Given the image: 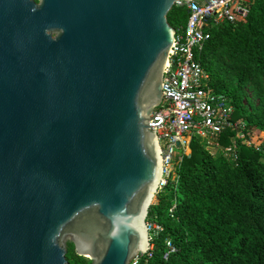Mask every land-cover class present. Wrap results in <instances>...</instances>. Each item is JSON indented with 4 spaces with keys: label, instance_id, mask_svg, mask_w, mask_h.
<instances>
[{
    "label": "water",
    "instance_id": "obj_1",
    "mask_svg": "<svg viewBox=\"0 0 264 264\" xmlns=\"http://www.w3.org/2000/svg\"><path fill=\"white\" fill-rule=\"evenodd\" d=\"M179 1L0 0V264L148 252Z\"/></svg>",
    "mask_w": 264,
    "mask_h": 264
},
{
    "label": "trees",
    "instance_id": "obj_2",
    "mask_svg": "<svg viewBox=\"0 0 264 264\" xmlns=\"http://www.w3.org/2000/svg\"><path fill=\"white\" fill-rule=\"evenodd\" d=\"M187 19L186 8L177 5L167 15L175 30ZM195 56L210 87L233 108V118L246 123L245 139L234 158L191 141L177 183L159 192L149 208L147 220L153 217L161 230L131 264H264V153L256 148L264 135V0H253L247 17L235 24L209 29ZM232 136L225 132L219 141L227 146ZM167 240L174 252H167ZM66 259L90 264L71 244Z\"/></svg>",
    "mask_w": 264,
    "mask_h": 264
},
{
    "label": "built area",
    "instance_id": "obj_3",
    "mask_svg": "<svg viewBox=\"0 0 264 264\" xmlns=\"http://www.w3.org/2000/svg\"><path fill=\"white\" fill-rule=\"evenodd\" d=\"M253 0H190L179 1V7L188 11L184 26L175 30L162 80V100L150 114L148 127L158 139L163 173L158 192L175 185L177 170L184 157L191 154V141L205 142V148L234 158L245 139L246 123L233 118L234 110L222 95L210 87L209 76L197 61L195 54L209 37V29L222 23L235 24L236 19L247 17ZM233 133L227 146L219 141L221 134ZM263 139L257 149L264 153ZM246 147L252 148L250 142ZM156 194V197H157ZM156 201V198L154 200ZM149 242L161 227L152 217L146 220ZM167 252H174L172 243L165 242ZM151 246L149 245V249ZM167 258V254L164 255Z\"/></svg>",
    "mask_w": 264,
    "mask_h": 264
},
{
    "label": "rangeland",
    "instance_id": "obj_4",
    "mask_svg": "<svg viewBox=\"0 0 264 264\" xmlns=\"http://www.w3.org/2000/svg\"><path fill=\"white\" fill-rule=\"evenodd\" d=\"M254 101V103L256 104L257 103V101L254 99L253 100ZM242 103L244 104V105H246V103H245V101L244 100H242ZM88 263H90V261L89 260H87V259H85Z\"/></svg>",
    "mask_w": 264,
    "mask_h": 264
}]
</instances>
